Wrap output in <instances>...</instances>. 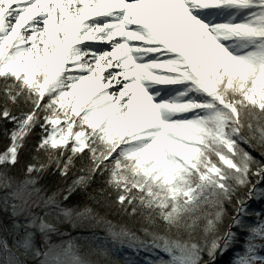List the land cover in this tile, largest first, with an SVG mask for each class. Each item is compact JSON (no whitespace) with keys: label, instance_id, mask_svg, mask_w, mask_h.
Returning <instances> with one entry per match:
<instances>
[{"label":"snow or ice","instance_id":"snow-or-ice-1","mask_svg":"<svg viewBox=\"0 0 264 264\" xmlns=\"http://www.w3.org/2000/svg\"><path fill=\"white\" fill-rule=\"evenodd\" d=\"M0 133V264H264V0H0Z\"/></svg>","mask_w":264,"mask_h":264},{"label":"trees","instance_id":"trees-1","mask_svg":"<svg viewBox=\"0 0 264 264\" xmlns=\"http://www.w3.org/2000/svg\"><path fill=\"white\" fill-rule=\"evenodd\" d=\"M3 147H4V138H3V135L2 133H0V151L3 150ZM262 205L260 204H254L253 207L255 208H260ZM219 259V264H224L225 260L227 259V257H221V258H218Z\"/></svg>","mask_w":264,"mask_h":264},{"label":"rangeland","instance_id":"rangeland-1","mask_svg":"<svg viewBox=\"0 0 264 264\" xmlns=\"http://www.w3.org/2000/svg\"><path fill=\"white\" fill-rule=\"evenodd\" d=\"M144 254L143 253H141V256H143Z\"/></svg>","mask_w":264,"mask_h":264}]
</instances>
